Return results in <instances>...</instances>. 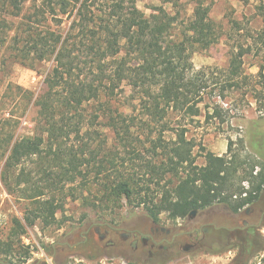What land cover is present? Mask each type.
Wrapping results in <instances>:
<instances>
[{
  "label": "trees",
  "instance_id": "1",
  "mask_svg": "<svg viewBox=\"0 0 264 264\" xmlns=\"http://www.w3.org/2000/svg\"><path fill=\"white\" fill-rule=\"evenodd\" d=\"M26 1L0 0V33L6 28L5 17L24 18L12 38L14 45H20L18 56L38 61L53 57L54 63L35 101L40 132L13 143L9 134L3 141L6 148L0 160L6 158V168L38 157L41 179L25 181L31 187L21 193L35 205L33 218L26 217L24 223L13 220L6 242L0 241V253L13 254V240L35 221L44 228L58 223L52 211L54 194L68 191L67 199L76 201L74 184L80 188L79 200L95 210L111 211L122 201L129 206L136 202L156 223L162 214L178 220L216 205L237 214L258 200L264 190V162L244 148L243 155L233 151L229 142L224 157L203 153L205 165L199 169L195 145L186 137L184 123L200 116L209 87L205 72L194 69L192 54L219 40L208 6L197 3L189 21L179 25L177 16L162 8L146 16L129 7V0H39L30 14L22 15ZM65 17L69 20L65 32L48 25L53 21L59 27ZM243 56L240 51L231 57L227 73L232 77ZM83 58L87 61L82 63ZM123 86L136 95L129 104L138 102L147 123V159L134 146L139 137L133 139V117L122 111ZM234 86L228 83V88ZM87 106L98 108L89 118L91 126L106 119L114 148L101 131L88 126L83 115ZM220 116L216 106L207 118ZM173 122L179 123L171 127ZM136 161L139 164L133 165ZM45 192L48 199H43ZM29 258L27 252L23 261Z\"/></svg>",
  "mask_w": 264,
  "mask_h": 264
},
{
  "label": "rangeland",
  "instance_id": "2",
  "mask_svg": "<svg viewBox=\"0 0 264 264\" xmlns=\"http://www.w3.org/2000/svg\"><path fill=\"white\" fill-rule=\"evenodd\" d=\"M197 3L209 7V18L217 30L219 40L207 50L194 52L191 57L194 69L203 70L209 79V87L199 106L200 116L193 122L184 123L186 137L195 145L193 155L196 165L199 169L203 168L205 152L219 157L226 156L229 142L232 143L230 148L233 151L241 153V148H244L258 161L264 162V0H129L128 6L135 7L146 16L152 13V9L162 8L169 15L177 16L180 25L189 21ZM38 4L39 0H27L22 15L30 14ZM5 19L6 28L0 33V41L4 42L0 44V152L6 148L3 141L7 135H13V143L40 132L35 101L43 93L45 79L54 63L53 57L44 61H38L32 56L21 60L17 50L20 45H14L12 38L21 22L24 23V18ZM48 25L55 31L65 32L69 20L65 17L59 27L53 21ZM240 51L244 53L242 66L232 77L227 73L230 59ZM80 61L83 63L87 60L83 58ZM228 83L235 86L228 88ZM120 96L122 111L132 116L136 125L133 139L139 137L140 142L134 140V146L141 150V157L147 159V123L141 115L138 102L129 104L136 95L129 87L123 86ZM216 106L220 108V118H207L212 113V107ZM97 109L87 106L84 119L90 129L101 131L108 146L114 148V137L106 126V119L101 118L99 124L91 126L89 118ZM175 120L183 123L179 118H173L172 121ZM179 122H173L171 127ZM125 159L129 157L125 155ZM5 160H0V241L3 242H6L14 219L24 223L26 217L33 218L30 212L35 209V205L24 199L21 189L31 187L25 181L39 182L41 179L37 174L38 157L26 160L17 168H6ZM138 164V161L133 163ZM72 189V193L77 195L76 201L67 199L68 191L54 194L56 206L52 211L58 223L44 228L37 220L33 226H26L25 234L13 240L16 244L14 253L7 256L0 253V264H39L49 259H52L50 264H124L119 259H106L102 255L89 256V251L99 247L94 243L77 250V255L69 258L66 251L62 253L60 249L68 239H80L85 224L90 225L91 229L99 226L102 231L105 224L122 227L147 222L148 217L142 207H137L136 202L129 206L122 201L111 211L95 210L79 200L81 193L76 184ZM48 193L45 192L43 199L50 197ZM251 208L254 213L244 215L242 210L240 214H232L225 207L216 205L198 211L191 221L188 217L170 220L166 214L160 215V222L166 226L178 221L181 228H184L187 225H198L205 218L212 224L203 235L204 241L195 251L184 253L180 249L184 242H180L174 254L160 264H231L237 256L241 259L236 260L237 264H264V213L259 212L264 211V191ZM215 239L220 244L213 242ZM53 243H56L55 253L51 248ZM27 252H30V258L24 262ZM58 257L65 260L58 262Z\"/></svg>",
  "mask_w": 264,
  "mask_h": 264
},
{
  "label": "flooded vegetation",
  "instance_id": "3",
  "mask_svg": "<svg viewBox=\"0 0 264 264\" xmlns=\"http://www.w3.org/2000/svg\"><path fill=\"white\" fill-rule=\"evenodd\" d=\"M253 205L243 209V214L254 213V209L251 208ZM259 212L264 213L263 210H259ZM188 219L191 221L189 217ZM177 222L166 226L161 222L156 223L148 219L147 222L142 221L128 226L122 225V227L105 224L102 231L99 226L91 229L90 225L85 224L80 239H68L62 243L63 246L60 250L62 253L66 251V256L69 258L70 256L77 255V250L94 243L99 247L95 251H89V256L101 257L102 255L106 259H119L124 264H160L163 261H167L174 254V250L180 242H184L183 245H180V249L184 253L195 251L198 245L204 241L203 235L212 226L207 218L198 225H187L184 228H181V224ZM244 229L246 230L247 227ZM213 242L220 244V241L217 239ZM55 244L51 245L54 253ZM238 259L240 257L237 256L231 261V264H237L236 260ZM64 260L63 257L57 258L58 262ZM51 261L52 259H49V261L43 260L39 264H50L49 262Z\"/></svg>",
  "mask_w": 264,
  "mask_h": 264
},
{
  "label": "water",
  "instance_id": "4",
  "mask_svg": "<svg viewBox=\"0 0 264 264\" xmlns=\"http://www.w3.org/2000/svg\"><path fill=\"white\" fill-rule=\"evenodd\" d=\"M195 215H196V211H191V212L189 213L188 217H189L190 219H193Z\"/></svg>",
  "mask_w": 264,
  "mask_h": 264
},
{
  "label": "built area",
  "instance_id": "5",
  "mask_svg": "<svg viewBox=\"0 0 264 264\" xmlns=\"http://www.w3.org/2000/svg\"><path fill=\"white\" fill-rule=\"evenodd\" d=\"M2 227V224H1V222H0V228Z\"/></svg>",
  "mask_w": 264,
  "mask_h": 264
}]
</instances>
